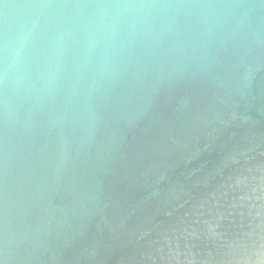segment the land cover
<instances>
[{
	"label": "water",
	"instance_id": "obj_1",
	"mask_svg": "<svg viewBox=\"0 0 264 264\" xmlns=\"http://www.w3.org/2000/svg\"><path fill=\"white\" fill-rule=\"evenodd\" d=\"M0 264H264V0H0Z\"/></svg>",
	"mask_w": 264,
	"mask_h": 264
}]
</instances>
